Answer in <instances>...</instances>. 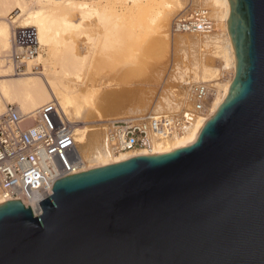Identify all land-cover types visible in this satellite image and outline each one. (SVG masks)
I'll use <instances>...</instances> for the list:
<instances>
[{"label": "water", "instance_id": "1", "mask_svg": "<svg viewBox=\"0 0 264 264\" xmlns=\"http://www.w3.org/2000/svg\"><path fill=\"white\" fill-rule=\"evenodd\" d=\"M235 77L196 142L0 205V264H264V0H227Z\"/></svg>", "mask_w": 264, "mask_h": 264}, {"label": "bare ground", "instance_id": "2", "mask_svg": "<svg viewBox=\"0 0 264 264\" xmlns=\"http://www.w3.org/2000/svg\"><path fill=\"white\" fill-rule=\"evenodd\" d=\"M52 1L55 2V0H51V2ZM38 2L47 6L45 4L48 1L39 0ZM59 2V0H56L55 4L57 3L58 5ZM65 2H71V0H63V2L61 0V3L59 4L62 6V3ZM187 2L188 0H125L124 3L122 2V11L126 12V15L124 16H127L128 14L132 18L137 17L136 20L139 19L138 17H141V20L145 17L144 19L147 22H149L148 20H151L150 22L152 24L146 23L143 27L147 26V28H151L146 29V27H144L149 33L148 34L145 31L144 38L148 34L147 37L151 35L148 38L152 39L154 37L152 34L155 31H152L151 33L150 30L155 29L157 31V33L155 32V35H161L162 32L159 31H163L169 23V20H171L170 17H173V14L175 15L177 12L183 13L188 9L190 4H187ZM190 3H196L198 4L196 6H206L208 9H211H209L210 15L217 23V32L209 35H187L188 37L186 36L185 38L176 39V41L173 40L174 43L177 42L176 44L186 46L190 48V51H192L191 72L189 71L190 73L186 75L187 79L186 77L181 76L179 81L180 84L185 85H194L198 83L213 84V87L216 89V96L212 101L210 113L206 116L198 117L191 114L192 110L190 108L191 104L189 103V90L188 93L182 92L183 96L178 99V101L175 100V91L169 90L170 96H166L165 98L163 97L164 100L161 103H157L152 115L172 116L174 114H179L180 117H183L186 120L187 124L181 133L157 139L153 155H163L193 145L197 140L198 132L219 110L221 103L226 98L229 87L235 77V54L226 19L227 0H191ZM43 5L39 8H30V6L23 0H0V117L4 114L7 105H17L23 114L35 115L44 105L57 102L60 106L61 113L67 117L71 124L74 125L76 142L78 144L79 151L85 160L86 171L104 167L109 164H115L133 157L151 156L144 151L145 153L129 154L123 158H117V160L114 159V162L105 164L104 159L112 153V150L115 151V149L110 142L106 129V141L103 143V141L101 142L100 140H97L99 138V133L97 134V132L104 130L103 127L105 124H102L103 127H101L102 125H99L100 127L96 125L94 126L95 123L109 121V119H106L108 117L105 115V112L116 107L118 99L125 101L131 100L130 97L134 93L132 90L123 89L118 92L109 90L99 91L94 89V85L96 84L98 78V71L100 70V75H103V72L101 73L102 69L100 68L103 64L105 65V68L102 66L103 71L106 67L109 68V66H107L109 64L108 62H118L123 64V67H125L124 65H126V67L128 64L131 65V54L126 52L129 51V49L121 51L122 49L119 50L118 47H116L117 50L115 48L112 50L114 46H110L112 48H109L110 53L107 52L109 50H106L105 54H103L104 50H102V53L99 50V52H97V49H82L88 44L86 41L81 40V37L85 34V31L81 30L83 27L82 23H74L68 20L66 16L62 14L60 15L61 12H58V10L60 11L62 9L60 5H58L59 9L56 10L59 15L58 13L54 14V10L57 8L56 5L54 6L53 14L50 13L52 9L49 10L48 6L44 7ZM91 9L88 8L87 11H83V14H85V16L83 15V19H87V16H91L92 14L97 15L99 13ZM15 10L20 13L19 17L21 19L18 17V21L20 19L19 29L30 31H24V33L32 35L35 44L39 47L38 54L27 61L28 67L25 72L21 74L16 72L12 60L10 59L14 46L18 45L21 47L18 38H15L14 36L15 31L12 28V26L18 21L14 20L11 22L8 19L12 11ZM114 11H116L115 8L111 12ZM102 14L103 13H101V15L99 14V17H102ZM123 14L124 13H122V16ZM106 15L108 14L106 13ZM117 15L119 16V13ZM122 16L120 17L122 18ZM90 18L92 19V17ZM103 20H106V18H101V21L104 23ZM109 22L110 20L107 23ZM138 22L140 21L138 20ZM148 25L150 27H148ZM108 28L111 27L108 26ZM117 30L119 33V29ZM130 32L127 31V33L131 34ZM121 33L123 32L118 34L119 37L125 35L124 33ZM116 34H114V36L117 37ZM129 34L127 37L131 40ZM102 38H104V36L101 37V40ZM121 38L124 40V37ZM150 39H148V41H150ZM153 39L150 42L152 43L154 41L153 46H161L160 44L163 43V40H171L167 34H164L163 37L161 36L156 40ZM116 40H118V42L122 41L120 38L118 39V37ZM89 41L91 42V39ZM28 42L27 44H30ZM111 42L113 43V41ZM119 43L113 45H118ZM43 47L50 48L42 49V51H45L46 58L39 52ZM86 50L88 51V54L85 52ZM106 52L108 54H106ZM87 55L89 59L86 58ZM102 60H104L103 63H101ZM106 62L108 64H106ZM109 65L111 67V64ZM136 72L137 71H135V69L127 68L124 70L123 78L126 79L127 76V78H129V75H133ZM229 73L230 76L228 75ZM139 75L137 74V76ZM128 80H130V78ZM146 95L147 94L143 96L145 97ZM137 96L136 98L139 97ZM97 98L101 99L100 101H104V103L101 102V105L98 103V105L95 104L96 102L94 103V101ZM143 100L142 102L146 101ZM139 101L140 100H138V102ZM93 132H96L95 134L98 135V138L96 139L97 143L96 141H90L91 137H97L93 134ZM91 133L94 136H91ZM94 145L95 150L92 149ZM85 148L92 149L93 151L87 157L81 152V150ZM133 152L134 151L122 153ZM5 202L6 201L0 196V205ZM27 207H29L28 204ZM33 211L36 216H39L42 213L41 207L38 206L34 207Z\"/></svg>", "mask_w": 264, "mask_h": 264}, {"label": "built area", "instance_id": "3", "mask_svg": "<svg viewBox=\"0 0 264 264\" xmlns=\"http://www.w3.org/2000/svg\"><path fill=\"white\" fill-rule=\"evenodd\" d=\"M215 22L210 10L196 7L177 17L171 26L173 35H209ZM10 57L17 73H24L27 61L38 54L36 44L20 40ZM22 39V38H21ZM216 96L213 84L198 83L189 88L192 115L210 113ZM187 124L180 116L159 115L130 117L108 121L105 125L116 152L143 150L153 155L156 140L179 134ZM74 125L61 113L57 102L44 105L37 114H23L17 105H7L0 117V196L3 200L20 199L27 207H41L53 195L57 181L70 175L86 172Z\"/></svg>", "mask_w": 264, "mask_h": 264}, {"label": "rangeland", "instance_id": "4", "mask_svg": "<svg viewBox=\"0 0 264 264\" xmlns=\"http://www.w3.org/2000/svg\"><path fill=\"white\" fill-rule=\"evenodd\" d=\"M23 1L26 2L30 6V8H34V7L39 8V7H42V5H43L42 3L38 2L39 0H23ZM47 1L48 2L46 4L45 3L44 4L49 7V10L52 9L51 12L48 10L50 13L53 14V9H54V6L56 5L57 8L54 10L55 11L54 14L61 12L60 15L62 14L64 16H66L68 20H70L74 23H77V24L82 23L83 27L81 30L85 31V34L82 36L83 38L81 37V40H84V41H86V43H88L87 44L88 47L86 45L82 49H88V48L92 49V50L97 49L96 50L97 52H99V51L102 52V50H104L103 51L104 53L102 52L103 54H105L106 50H109L107 52L110 53V49H112L111 47H113V46L114 47L112 50H114V48L117 50L116 47H118L119 50L122 49L121 51H126L129 49V51H126V52L131 54L130 55L131 56V61H130L131 65L128 64L127 67H126V65H124L125 67H123V64H121V63H118V62L110 63V62H108L109 64H111V67H110V65L106 62V64H108L107 66H109V68L106 67V69L103 71L102 66L103 67L105 66L103 64L100 67L102 69L101 73L103 72V75H100V70L98 71L99 75L97 74L98 78H97L96 84L94 85L95 90H99V91L109 90V91H118L119 92V91L125 89V90L134 91V93H133L134 95L132 94L130 97L132 101L131 100L125 101L122 99H118L117 106L114 107L113 109L108 110L109 112L108 111L105 112V115H107V117H108L106 119H109V121L119 120V119H124V118H130V117H136V116L137 117H143V116H147V115L153 116L152 113H153L154 108L156 107L157 103H161L166 96L169 97L171 90L175 91V93H174L175 100L178 101V99H180L183 96L182 92L188 93L189 88L191 87V85H193V84H191V85L180 84V81H179L181 76L186 77V75H188L191 72L190 69L192 68V61H191L192 51H190V48H188L186 46H181L179 44H176L177 42H175V43L173 42V40L176 41V39L185 38L187 35L176 34L175 36H173L171 33V26L177 17L187 15L193 9H195L196 7H199V6H196L198 4L190 3L191 0H188L187 4H190L188 9L183 13L177 12V14H175V15L173 14V17L172 16L170 17L171 20H169V23L163 29V31H161V30L159 31V32H162L163 35L162 34L158 35L159 36L158 37L157 35H155L157 33V31L155 29L150 30L151 33H152V31L156 32V33L154 32L152 34L154 36L153 38H155L157 36L155 39L152 38L153 40H156L157 38H160L161 36L163 37L164 34L169 35V38L171 39L169 41L163 40V43L160 44L161 46H158V45L153 46L154 41L152 43H150L152 41V39H150L148 37H150L151 35H149L147 37V35L149 33L146 30V29H151V28H147V26H144V27H146V29H145L143 27V25H145L146 23L152 24L150 22L151 20H148L149 22H147L144 19L145 17L142 18V20H141V17H138L139 18L138 20L140 21V22H138V20H136L137 17L132 18L128 14H127V16H124V15H126V12L122 11V4L125 2V0L124 1H122V0H71V2L62 3L63 4L62 6L59 4V3H61V0H59L60 2L58 3V5H60L62 7V9L60 11L58 10L59 7H58L57 3L55 4L56 0H55V2L54 1L51 2V0H47ZM62 2H63V0H62ZM52 3H54V4H52ZM104 4H105V6L107 5L106 7H108V8H106L104 6ZM192 5H194V6H192ZM47 6H44V7H47ZM87 7L90 9L92 8L97 13L98 12L99 13L97 15L92 14L91 16L86 15L87 19H83L85 16V14H83V11H87L88 10ZM200 7H203V6H200ZM204 7H206V6H204ZM114 8L116 11L111 12ZM56 10H58V12ZM100 12L103 13L102 17H99V14L101 15ZM59 13H58V15H59ZM106 13L108 15H106ZM113 13H115V14H113ZM118 13H119V16L117 15ZM122 13H124L123 16H122ZM19 14L20 13L17 10L12 11V13L8 17L9 21H11V22L14 20L18 21ZM109 14H111V15H109ZM120 16H122V18ZM90 17H92V19ZM103 17L106 18V20H103L104 23L101 21V18L105 19ZM129 18H130V20H129ZM211 18L214 21L213 17H211ZM20 19L17 23H15L12 26V28L14 29V31L16 30V31L20 32V35H22L21 36L22 39L20 38L21 41H23V42L29 41L28 43L35 44L34 39L32 38V35H29L28 33H24V31L25 32H30V31L19 29ZM107 19L110 20L109 23L111 25L109 23H107L109 21ZM113 19H114V21H113ZM115 19H116V21H115ZM131 19H132V21H131ZM149 19H151V18H149ZM146 20H147V18H146ZM114 22H116V23H114ZM116 24H117V26H116ZM87 25H88V27H87ZM107 25L111 28H108ZM148 27H150V26L148 25ZM216 27H217V23L215 22V29H214L213 33L217 32ZM107 28H108V30H107ZM117 29H119V33H118ZM157 30H159V29H157ZM127 31L130 32L131 34L127 33ZM145 31L148 34L144 38ZM113 32H116L117 34L113 33ZM120 32H123L125 35L124 36L122 35L119 37L118 34H120ZM123 33H121V34H123ZM126 33H127V35L129 34V36L131 37L130 38L131 40L128 39ZM86 34H87V36H86ZM98 34H100V35H98ZM108 34H110V35H108ZM114 34L117 35L118 39L120 38V40H122V41H119L120 43L118 42V40H116L117 37L114 36ZM103 36H104V38L105 37L106 38L105 39L102 38V40H101V37H103ZM121 37H124V40ZM90 39H91V42L89 41ZM148 39H150V41H148ZM114 40H115V42H114ZM111 41H113V43ZM116 43H119L120 45L119 44L113 45ZM89 44H90V46H89ZM99 48H103V49H99ZM42 49H50V48L49 47H43L40 49L39 52L42 53L45 57L46 56L45 51H42ZM151 49H155V50H151ZM85 52H87V54H88L87 50ZM107 52H106V54H108ZM101 56H103V55H101ZM86 58L89 59L88 55ZM103 61L104 60H102L101 63H103ZM98 63H100V62H98ZM125 68L126 69L132 68V69H135V71H137L135 74L129 75L130 80H128L129 79V78H127L128 76L126 77V79L123 78L124 70H126ZM137 74L138 75L140 74V75L137 76ZM228 75L230 76V73ZM100 76H101V78H100ZM124 79L126 80V82ZM186 79H187V77H186ZM188 80H189V78H188ZM189 82H190V80H189ZM145 94H147L148 97H147V95L144 97L143 95H145ZM132 96H135V97H132ZM136 96L138 98H136ZM133 98L137 102L134 101ZM97 100L100 101L101 99H99V98L95 99V101H94V103L96 102L95 104L98 103L99 105H101L102 103H104V101H100V103H99V101H97ZM138 100H140V101L138 102ZM142 100L143 101L146 100L148 103L146 101L142 102ZM191 110H192V108H191ZM172 116H179V114L178 115L174 114ZM105 122L106 121H104L103 123L102 122L95 123L94 126L95 125L99 126L102 124L106 125L107 122L106 123ZM103 125L101 127H103ZM105 125L103 128H105ZM99 127H97V128H99ZM95 133L96 132H93L94 135H96ZM98 133H99V138H98V135H96L97 137L95 136L96 138H94V137L92 138L91 136L93 134L91 133L90 141L91 140H92L91 142L96 141V143H97V140H100L101 142L103 141V143H104L106 141L105 129L102 131L100 130V132H97V134ZM100 133H101V137H100ZM93 147H92V149L95 150V145ZM92 149H89V148L86 149L85 148V149H82L81 152L83 153L84 156L87 157V156H89V154L91 152H93ZM134 153L138 154V153H145V152L143 150H138V151H134L133 153H122V152L118 153V152L112 150V153L110 154L111 156L110 155L107 156V158L104 159V162H105V164H109L110 162H114L115 160H117V158H121V157L123 158L125 156H128L129 154H134ZM109 165H111V164H109Z\"/></svg>", "mask_w": 264, "mask_h": 264}]
</instances>
